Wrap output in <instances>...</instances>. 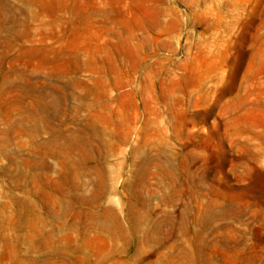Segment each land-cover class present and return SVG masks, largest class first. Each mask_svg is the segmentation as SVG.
<instances>
[{
  "label": "rangeland",
  "instance_id": "rangeland-1",
  "mask_svg": "<svg viewBox=\"0 0 264 264\" xmlns=\"http://www.w3.org/2000/svg\"><path fill=\"white\" fill-rule=\"evenodd\" d=\"M0 264H264V0H0Z\"/></svg>",
  "mask_w": 264,
  "mask_h": 264
}]
</instances>
